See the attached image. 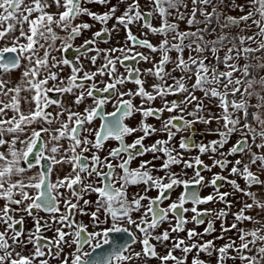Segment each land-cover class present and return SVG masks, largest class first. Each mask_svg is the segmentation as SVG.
<instances>
[{
	"label": "flooded vegetation",
	"instance_id": "flooded-vegetation-1",
	"mask_svg": "<svg viewBox=\"0 0 264 264\" xmlns=\"http://www.w3.org/2000/svg\"><path fill=\"white\" fill-rule=\"evenodd\" d=\"M109 1L0 0V94L7 74L36 66L41 76L31 89L42 94L43 119L34 122L44 126L41 135L20 143L5 142L0 133V195L23 196L0 207V264L150 259L157 238L185 242L212 235L219 203L230 207L228 197L255 181L246 155L250 138L204 118L196 83L206 76L189 80L183 71L167 70L171 34L178 31L168 20L181 0H145L153 6L136 11L132 48L108 46L123 41L116 33H97L79 47L67 43L70 29L86 27L85 18H96ZM8 52L17 56V67L6 66ZM232 135L239 139L230 141ZM223 144L230 162H240L234 183L220 159ZM19 169L28 186L23 190L15 187ZM220 189L226 192L219 199ZM34 219L38 236L34 228L27 232L36 238L34 250L16 252L8 229L14 225L20 233ZM114 244L123 247L110 256Z\"/></svg>",
	"mask_w": 264,
	"mask_h": 264
},
{
	"label": "rangeland",
	"instance_id": "rangeland-1",
	"mask_svg": "<svg viewBox=\"0 0 264 264\" xmlns=\"http://www.w3.org/2000/svg\"><path fill=\"white\" fill-rule=\"evenodd\" d=\"M103 6L96 18H85L86 27L76 23L70 29L69 45L87 44L103 32L124 37L120 42L109 41L108 46L132 48L129 33L138 26L136 11L153 5L152 1L146 5L145 0H111ZM230 19L237 23L229 24ZM168 21L175 23L178 31L171 34V63L167 70L183 71L188 78L206 76L201 84L195 81L202 87L204 118L209 123L217 122L221 131H241L250 138L249 148L253 151L246 155L251 156L253 175L261 182L251 191L253 199L249 198L250 191L241 189L233 199L228 197L230 207L219 203L220 221L212 235L170 243H160L157 238L152 258L143 256L125 264H264V233L260 231L264 223L259 219L264 217V207L259 208L261 216L244 213L246 207L264 205V0H181L172 7ZM157 47L153 42L151 48ZM230 139L235 142L239 137L232 135ZM226 147L222 145L220 159L226 161L229 182L234 183L238 181L234 173L241 168L240 162H230L231 150ZM225 192L220 189L219 199ZM39 225L37 219L28 220L20 233L11 226L6 234L8 244L16 252L26 247L34 250L36 238L27 232L34 228L37 237Z\"/></svg>",
	"mask_w": 264,
	"mask_h": 264
},
{
	"label": "crops",
	"instance_id": "crops-1",
	"mask_svg": "<svg viewBox=\"0 0 264 264\" xmlns=\"http://www.w3.org/2000/svg\"><path fill=\"white\" fill-rule=\"evenodd\" d=\"M33 62L36 61L33 60ZM40 76L38 68L33 66V69L30 71L19 70L7 74L5 80H3L7 89H5L6 92L4 94H0V133L3 135V140L5 142L17 140L20 143L26 141L29 138L28 136H33L34 139V137L39 134L41 135V130L44 126L42 127L41 123H35L34 120L36 118L39 120L43 119L42 111L37 105L41 101L42 94L31 89L34 82H39ZM50 129L54 131L52 127H50ZM0 149H2L1 151L4 150V148ZM248 151L251 152L253 150L249 148ZM262 172L264 173L263 170ZM22 174H24L23 170L19 169L16 178H14V180L17 179L15 187H17L18 190H23L28 187L24 181L22 182ZM246 174H248V172ZM1 176L3 175H0V181L2 180ZM37 182L38 177H35L33 186H35ZM259 182H261V179L256 176L254 182L245 183L243 185L244 190L250 191L249 198L253 199L251 191L254 190V186L259 184ZM3 194L0 195V207L3 204L2 202L6 203L10 197L14 200L23 197L20 193L17 195L12 192L10 197L6 196L4 198V196H2ZM262 207H264L262 204L251 205L246 207L247 209L244 207V213L251 215L254 212V217H256L257 214L261 216L262 212L259 211V208ZM261 217L259 219L264 223V217ZM260 231L264 233V224L262 228L260 226Z\"/></svg>",
	"mask_w": 264,
	"mask_h": 264
},
{
	"label": "water",
	"instance_id": "water-1",
	"mask_svg": "<svg viewBox=\"0 0 264 264\" xmlns=\"http://www.w3.org/2000/svg\"><path fill=\"white\" fill-rule=\"evenodd\" d=\"M231 23L232 24H236L237 22L236 21H234V20H232L231 21ZM6 59L10 62V64H6V66L7 67H9V68H15V67H17L18 66V58H17V56L15 55V53H13V52H8L6 55ZM6 68V67H5ZM45 182H47V180L45 181ZM119 248V250H115L114 251V248ZM121 247H123V244L122 245H109V247H108V249H109V251H108V255H113L114 253H119V251H120V248ZM100 250V249H99ZM99 250H97V251H99ZM96 251V252H97ZM117 251V252H116ZM100 253V252H99ZM109 256V257H110ZM96 258V257H95ZM95 258L93 259V261L95 260ZM97 260V259H96ZM107 261H109V258H108V260ZM98 263L100 264V262L98 261ZM106 263V262H105Z\"/></svg>",
	"mask_w": 264,
	"mask_h": 264
}]
</instances>
